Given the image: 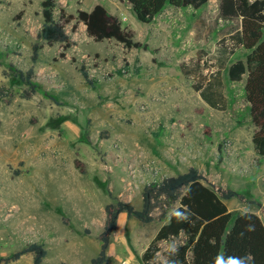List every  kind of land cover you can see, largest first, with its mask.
<instances>
[{"label": "rangeland", "instance_id": "obj_1", "mask_svg": "<svg viewBox=\"0 0 264 264\" xmlns=\"http://www.w3.org/2000/svg\"><path fill=\"white\" fill-rule=\"evenodd\" d=\"M43 1L0 0V264H18L13 255L30 244L46 250L42 264H91L101 251L106 206L120 201L143 210L149 191L153 220L119 214L106 250V264H143L179 205L157 190L189 170L187 162L171 164L176 147L198 154L202 143L214 144L199 166L203 182L219 195L232 191L230 211L264 222V159L254 155L248 75L237 83L228 75L249 54L234 39L241 19H222L220 0L199 9L168 6L149 25L137 22L124 0H56L55 19L73 41L66 50L40 38ZM96 3L116 13L142 46L96 42L84 23L62 18ZM193 41L202 73L190 65L186 75L181 65ZM205 81L204 94L215 100L210 113L194 89ZM211 85L220 88L217 99ZM195 127L201 143L188 136ZM184 242V235L162 242L156 263ZM22 256L33 264V254Z\"/></svg>", "mask_w": 264, "mask_h": 264}, {"label": "trees", "instance_id": "obj_2", "mask_svg": "<svg viewBox=\"0 0 264 264\" xmlns=\"http://www.w3.org/2000/svg\"><path fill=\"white\" fill-rule=\"evenodd\" d=\"M127 1L138 21L144 24L151 23L168 6L199 9L209 3V0ZM41 7L44 25L40 38L49 44H62L66 50L69 49L73 41L64 24L55 19L57 1L44 0ZM219 12L224 20L241 19L240 30L234 39L249 54L246 60L235 62L229 68L228 75L232 82L242 81L244 75H248L245 101L255 127L252 142L257 155L264 158V0L253 3L250 0H220ZM62 18L66 24L72 20L84 23L88 36L96 42L115 40L128 49L142 46L134 40V34L123 27L119 17L111 14L102 4L95 5L91 11L80 10L77 16H67L62 12ZM28 77H31V73ZM84 77L89 78L85 71ZM193 177H198V180L193 181ZM157 191L159 196H165L170 203L179 205L169 213L167 223L159 229L143 253V264H157L160 244L181 235L185 236V242L171 250L164 263L158 264H215L218 256L224 259L225 264L229 257H244L247 264H264V222L252 212L230 211L226 201L231 198L232 191L219 195L212 186L203 182L195 168L164 180ZM144 200L143 210H136L120 201L106 206L108 223L100 235L101 251L91 264L107 263L106 250L114 228L112 223H117L119 214L127 212L143 223L153 220L150 216L149 191L144 193ZM24 254H33L34 264H42L47 252L40 245L30 244L13 255L12 259L18 260Z\"/></svg>", "mask_w": 264, "mask_h": 264}, {"label": "crops", "instance_id": "obj_3", "mask_svg": "<svg viewBox=\"0 0 264 264\" xmlns=\"http://www.w3.org/2000/svg\"><path fill=\"white\" fill-rule=\"evenodd\" d=\"M125 2H127V4H128V6H129V9H131L132 10V8H131V5L128 3V1L127 0H124ZM97 4H102V3H96V4H94V5H92V6H90V7H88V9H85V11H91L94 7H95V5H97ZM103 6H105L104 4H102ZM106 7V6H105ZM107 8V7H106ZM173 8V7H172ZM82 10H84V9H82ZM107 10L111 13V14H113V15H116L117 16V14L116 13H114V12H111L108 8H107ZM133 11V10H132ZM121 14L122 15H125L124 14V12L121 10ZM118 17V16H117ZM126 20H124L125 21V23L127 22V21H130V19H128V17L126 16ZM135 19H136V21L137 22H139L138 21V19H137V17H136V15H135ZM193 19V24H194V26L195 25H197L198 24V22H197V20H199V17H194V18H192ZM141 23V22H140ZM150 23H147V24H144V25H149ZM86 26V25H85ZM87 28V27H86ZM191 30H193V29H191ZM191 33H193V31L191 32ZM141 44V43H140ZM198 47V45H197V42L196 41H193V43L190 45V48L188 49V54L186 55V58H187V62H183L182 63V65H181V69H182V71H183V68H185V67H189L190 65H195L196 66V70H195V73L196 74H201L202 73V71H200V65L201 64H199V63H203V60H199V57H197V56H195V51L197 50L196 48ZM237 62V61H236ZM234 64V63H233ZM232 64V65H233ZM232 65H230V67L232 66ZM183 73L184 74H186L184 71H183ZM187 75V74H186ZM244 80H246V77L244 76ZM239 82H241V81H239ZM233 83H237V82H233ZM208 87V83H207V81H205L204 82V84L203 85H201V86H197L196 88L194 87V89H195V91L197 92V94H198V98L201 100V104L202 105H204V106H206L205 107V112L207 113V112H211V108H212V106H214V101L215 100H211V98L209 97V96H207V95H205L204 94V90L206 89ZM210 90L214 93L213 95H212V98L213 99H217V95H219L220 93H218V94H216V91H218V90H220V88L218 89V87H216V86H213V85H211L210 86ZM207 107L208 108H210V109H207ZM198 113H203V112H201V111H198ZM175 130V133H174V131L172 130V132L174 133V138H179V132L177 131V129H174ZM187 135V134H186ZM188 136L191 138V139H195V141H197V142H199V143H201V141H203V139H201V135L199 134V130L195 127L192 131H189L188 132ZM146 138H148L147 136H146ZM213 143V142H212ZM154 144L156 145V146H158L157 145V143L156 142H154ZM214 145V144H213ZM213 145H211V148H212V146ZM210 148V146H209V144H206V143H202V152H199L198 154L196 153V152H194V151H191L190 149H188V150H183L181 147H176V148H174V151L172 152V153H170V158L172 159V160H174L171 164L173 165H175V164H179V162H181V163H189L190 165H189V168L188 169H191V168H195V169H197V170H199L200 172L202 171L201 170V168H199V166L200 165H205V164H203L204 163V158H206V156H207V153L208 152H212V150L213 149H211ZM253 148H254V145H253ZM151 149H152V151H153V154H158V152L160 151L159 150V147H155L154 145L151 147ZM162 152V151H161ZM254 155L255 156H257L259 159H264V158H262V157H260V156H258L257 155V153H256V151H255V148H254ZM211 155H209V157H210ZM236 160L237 161H239L240 163H242V162H245V160L243 159V158H240V159H238V158H236ZM211 164L213 165L214 164V162L212 161L211 162ZM263 165V167H264V163L262 164ZM205 171V170H204ZM206 172V171H205ZM226 187H227V189L228 190H230V188L228 187V185H226ZM233 196H235L234 194H233ZM231 197L230 199L232 200V205L233 204H235V201L233 200L234 199V197ZM240 205V203L237 205V206H239ZM227 206L228 207H231L230 205H229V203L227 202ZM262 207H264V206H262ZM159 231V230H158ZM104 232V231H103ZM102 232V233H103ZM101 233V234H102ZM156 236V235H155ZM143 255V254H142ZM107 257V256H106ZM16 261V263H18V264H23L24 262H25V260H24V257L23 256H21L20 257V259H18V260H15ZM27 261V264H29V262L32 264V260L31 261H29V259H27L26 260ZM92 262V261H91ZM33 264H34V257H33Z\"/></svg>", "mask_w": 264, "mask_h": 264}, {"label": "clouds", "instance_id": "obj_4", "mask_svg": "<svg viewBox=\"0 0 264 264\" xmlns=\"http://www.w3.org/2000/svg\"><path fill=\"white\" fill-rule=\"evenodd\" d=\"M183 219H187V217H181ZM215 264H225V261L222 257H217L215 260ZM226 264H247L246 258L244 257H229L227 259Z\"/></svg>", "mask_w": 264, "mask_h": 264}, {"label": "built area", "instance_id": "obj_5", "mask_svg": "<svg viewBox=\"0 0 264 264\" xmlns=\"http://www.w3.org/2000/svg\"><path fill=\"white\" fill-rule=\"evenodd\" d=\"M255 1H257V0H250L251 3L255 2ZM126 19H127L126 17L123 18V20H126ZM227 146L229 147L230 143H227ZM215 191L218 193L219 192V188H216Z\"/></svg>", "mask_w": 264, "mask_h": 264}, {"label": "water", "instance_id": "obj_6", "mask_svg": "<svg viewBox=\"0 0 264 264\" xmlns=\"http://www.w3.org/2000/svg\"><path fill=\"white\" fill-rule=\"evenodd\" d=\"M192 180L196 181V180H198V177H193ZM112 226H114V223H112Z\"/></svg>", "mask_w": 264, "mask_h": 264}]
</instances>
